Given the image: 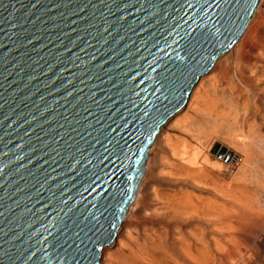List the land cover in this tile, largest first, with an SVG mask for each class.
<instances>
[{"label":"water","instance_id":"1","mask_svg":"<svg viewBox=\"0 0 264 264\" xmlns=\"http://www.w3.org/2000/svg\"><path fill=\"white\" fill-rule=\"evenodd\" d=\"M257 2L0 0V264H97L158 129Z\"/></svg>","mask_w":264,"mask_h":264},{"label":"rangeland","instance_id":"2","mask_svg":"<svg viewBox=\"0 0 264 264\" xmlns=\"http://www.w3.org/2000/svg\"><path fill=\"white\" fill-rule=\"evenodd\" d=\"M258 11L259 13L261 12L258 19H256L255 22L252 20L250 23L251 28H247V30L250 29L247 40L252 41L254 35L257 34L255 32H259V34L264 36V0L259 3ZM247 30L245 31L244 28L242 33L244 31L247 32ZM242 33L228 49L216 58L214 63L217 62L218 64V62H221L225 67L230 68L231 70L233 69L235 73V67L237 65L234 63L236 60V62L239 61L240 63H252L253 66L264 64V44L258 42L254 47V43H249L248 41L247 46L240 49V37L241 35H244V33ZM253 66L241 68L245 73V76H250L248 85L239 82L238 78L235 77L239 87V90L236 92L241 93L239 109V121L241 122V127L236 130H240L241 132L239 131L235 134V139L238 137L239 140H237L241 142L244 141L243 138L246 136L244 143L241 142L235 145V142L232 143L228 138L222 139L220 136H215L216 138L205 142L206 144L203 143L205 144V146L202 145L203 147H201L203 154L201 153V156L199 155L201 157L200 161H204L203 158L208 157V159L210 158L209 160L211 164H213L212 162H217L225 167V172L222 174V178L225 181L224 189H235V192L233 193L234 198L238 197V199L236 198L237 200L232 203L222 199L221 203L223 204L222 207H224H221V216L223 219L221 221L216 220L214 217L215 207H209L210 210H206L208 219L202 220V222H197V219L186 217V220L188 218L190 222H188L189 224L187 225L183 224L184 221L178 216V213L182 215L181 210H183V208H180L179 205H177V207L173 206L172 203L168 204L166 201H172L173 199L177 200L185 196H189L194 201H197L195 198L196 196H202V198L211 201L213 198L209 193L197 191L189 182L179 181L177 177H174L171 169L169 171L166 168H163L165 166L164 161L165 163H171V165L174 163L173 166L175 168L179 166V163L167 157L166 152H163L158 148L155 159L156 161L151 165V180H146V188L142 203L136 211L134 218L129 220L130 226L126 230L128 233H126L128 242L132 241L131 243H134L132 248V250L135 251V256H133L132 259L133 264H175V260L178 261L185 257V254L188 252L192 253L195 257L204 256V262H206L204 264H264V157L262 158V156L259 155L258 144H255L257 142L256 140H258L257 135H262V138H264V76L256 74L252 78V70H254ZM206 73L200 77L201 82L199 81L196 83L192 93H197L198 88L200 89V92L211 89L212 85L211 83L209 84V82L212 81L210 76L205 75ZM201 83H203V86H198ZM225 95L228 96L231 94L227 92ZM247 99L249 100V105H246L248 101ZM187 110V107H185L179 113L177 112L174 118L171 117L172 119H168L161 126L163 128L161 131V127L158 129L155 137L159 135V139L155 144L164 141V136L165 138L169 137L172 139L183 138V135L178 131V127L182 126L181 124H183L182 121L186 118ZM252 126H254L257 131L252 133L254 135L250 134L248 138V135L251 132L249 129ZM251 137H254L256 142ZM154 139L148 150L143 173L134 191L133 200L129 203L116 232L119 230L122 223H127L125 221V216L128 210L133 208V203L137 197V192L143 179L144 171L148 166L149 152L154 146ZM242 143L243 148L240 145ZM196 144L197 142H190L191 146H195ZM215 144H218L219 148H217L216 151H212ZM222 147L228 150V152L231 151L233 155L226 159L229 153L226 156H222V152L218 153V150L222 149ZM251 147L253 150H251ZM239 148L243 149L246 154H244ZM247 155H251V157H249L251 158L252 166L243 167V162ZM243 174L251 182L244 181L243 178H245V176ZM249 175L251 177H249ZM237 187L239 188L238 190ZM216 202L217 201L214 203ZM132 210H134V208ZM226 224L228 226H226ZM130 236H132L133 239ZM125 243H127V241ZM128 246L129 244L127 245V248L123 250L125 255H128L129 248L131 249V246ZM184 247L186 250H184ZM117 248L118 246L113 244L110 247V251L115 253L116 250H118ZM139 249L141 254L136 253ZM199 249H201V251L204 250L205 253L204 251L201 252ZM204 254H206V256ZM104 259L105 256L101 255L97 264H115V260L108 263L106 260L104 261Z\"/></svg>","mask_w":264,"mask_h":264},{"label":"bare ground","instance_id":"3","mask_svg":"<svg viewBox=\"0 0 264 264\" xmlns=\"http://www.w3.org/2000/svg\"><path fill=\"white\" fill-rule=\"evenodd\" d=\"M261 1L262 0H258L257 4L255 6V9L253 10L252 15L250 16L248 22L245 25L246 27H244L245 31L247 30L248 27L251 28L250 23L252 22V20L255 22L256 19H258L259 15L261 13V12L259 13V11H258V5ZM244 28H243V30H244ZM245 31L243 32L244 35H241V37H240V41H241V42H239L240 49L241 48L243 49L244 47H246L248 44V41H249V43H254L253 46L256 45L258 42H261V44H264V38H263L264 36L262 34H259V32H255L257 34L254 35V38L251 41V40H247L248 39L247 36L249 35L250 29H248L247 32H245ZM236 61L234 63L237 65L235 67L236 73L233 71V69L231 70L230 68H227L224 65H222L221 62H218V64H217V62H215L213 64V66L211 68H209V71L205 74L206 76L208 75L211 78L212 82H209V84L211 83V85H212L211 89L200 92L199 91L200 89L198 88L197 93L196 92L192 93V91L190 92L186 102L177 111L179 113L185 107H187V109H188L187 110L188 112L185 116L186 118L184 117L185 119L182 121V123H183V124H181L182 126H180V127L177 126L178 131L180 134L183 135V138L181 137V138H175V139L173 138L172 139L169 137L165 138V136H164V141L159 142L158 144H155L156 141H158V139H159V135H157L155 137V139H154L155 141L153 143L154 146H153V148H151V150L149 152L150 155L148 157L149 158L148 166L145 169L146 172L144 171L143 179L141 181L140 187H139L138 192H137V197L135 199V202L133 203L134 210H132L133 208L128 210V212L125 216V221L127 223H122L119 230L111 238V240L109 242L110 244L109 243L107 244L105 250L102 253V255L105 256L104 261L106 260L109 263L110 261L115 260V264H133L132 259H133V256H135L134 255L135 251H133L132 248H133L134 243L132 244L131 243L132 241L128 242V238H127L128 233L126 232V230L130 226L129 220L134 218V216L136 215V211L138 210V208L140 207V205L142 203V199L144 197V192H145V188H146V184H145L146 180L147 181L151 180V172H150L151 171V165H152V163H154V161H156L155 159H156L158 148L160 150H162L163 152H166L167 157H169V158H171L174 161H177L179 163V166L175 168L173 166L174 163L171 165V163H169V162L165 163V161H164L165 166L163 168H166L169 171L171 169L173 171V172L171 171L172 174H174V177H177L179 179V181L189 182L194 189H196L197 191H200L202 193H209L212 195V198H213V200L211 201V200H207V199L202 198V196H199V197L196 196L195 198L197 201H194L189 196H185L186 198L181 197L180 199H177V200L172 198L173 199L172 201L171 200H169L168 202L166 201V203H168V204L172 203L173 206L177 207V205H179L180 208H183V210H181L182 215L178 213V216L180 217V219L184 221L183 224H186V225L189 224L188 222H190V221L188 218L197 219L196 220L197 222H202V220L208 219V215L206 214V210L209 209V207H215L214 217L216 220L221 221V220H223L222 216H221L222 215L221 211H222V208L224 207V206L222 207V205H223L221 203L222 199L225 201L231 202V203L235 202L238 199V197H236L237 199L234 198L233 193L235 192L234 191L235 189L229 190L228 187H227L228 190L224 189L225 181L222 178V174L225 172V167L223 165L217 163V162L214 163L211 161L213 163V164H211L210 160H209L210 158L208 159V157H204L203 158L204 161H202V160H201L202 162L200 161V158H201L200 154L202 153L201 147H203L202 145L205 146V144H206L205 142L212 140L213 138H216L215 136H220L222 139L228 138V140L231 141L232 143L235 142V145H237L238 143H241V142L244 143V141L246 139L245 138L246 136H244V138H243L244 141H241V142L238 141L239 140L238 137H236V139H235V134L240 131V130L239 131H236V130H238L241 127V122L239 121L240 120L239 119V117H240L239 116V109H240V99H241L240 94L241 93L236 92L239 90V87H238V84H237L235 77L238 78L239 82H241L245 85H248L249 80H250L249 79L250 76H245V73L242 71L241 68H244V67L248 68V67H251L253 65H252V63L251 64L250 63H240L239 61L238 62H236ZM253 68H254V70H252L253 71L252 78L256 74L264 76V64L254 65ZM200 77L196 81V83H198L199 81L201 82ZM196 83H195V85H196ZM195 85H194V87H195ZM198 86L202 87L203 83L199 84ZM194 87H193V89H194ZM227 92L231 95H228V96L225 95V93H227ZM245 100H246V98H245ZM248 103H249V100L247 101L246 105H249ZM243 106H245V105H243ZM249 108H251V107H249ZM177 112L172 116V118H174L176 116ZM248 125H250V124H248ZM162 129L163 128L161 127L160 131ZM249 130L251 132L249 133L248 138H249L250 134L254 135L252 133H255V131H257V129L254 126H252ZM257 136H258V140L255 139L257 142L254 140V137H251L256 142V143L255 142H251V143H255L256 145L258 144L257 146L259 148V155L262 156V158H263L264 157L263 156L264 155V140H262V139H264V138H262V135H257ZM191 141L197 142V144L195 146H193L195 144L194 143L191 146L190 145ZM250 141H252V140H250ZM203 143H205V144H203ZM243 143L240 145L242 146ZM242 148H243V146H242ZM239 149L241 151H243V153L245 152L243 149H241V148H239ZM251 150H253L252 147H251ZM221 152H222V156H226L229 153L228 150L223 151L222 149H219L218 153H221ZM248 152H251V151H248ZM244 154H246V153H244ZM249 154H251V153H249ZM249 156L251 157V155H249ZM249 156L247 155L246 158L244 159L243 167H248L251 165V158ZM183 175H184V177H183ZM244 176H242V177H244ZM249 177H251V176L249 175ZM243 179L246 182H251L246 176ZM242 182H243V180H242ZM248 184H250V183H248ZM238 189L239 188L237 187V190ZM237 190H236V192H237ZM193 195H195V194H193ZM215 201H217V202L214 203ZM164 205H165V203H164ZM216 210H217V212H216ZM229 213H230V211H229ZM232 213H233V211H232ZM186 217H188L187 220H186ZM206 223H208V222H206ZM221 223H223V222H221ZM226 226H228V225L226 224ZM130 237L132 238V236H130ZM126 241H127V243H125ZM130 243H131V245H130ZM201 243H199V244H201ZM113 244H116L118 246V248H117L118 250H116L115 253H112L110 251L111 250L110 247ZM128 244H129V246H131V249L129 248L128 255H125L123 253V250L127 248ZM137 244H139V243H137ZM182 244H183V242H182ZM185 247H184V250H186ZM193 248H195V247H193ZM140 249H139V251L136 252L137 254H141ZM199 250L201 251V249H199ZM202 251H204V250H202ZM204 253H205V251H204ZM204 255L206 256V254H204ZM203 257H195L194 255H192V253L188 252L185 254V257L179 259L178 261L175 260V264H204L206 262H204ZM207 264H209V263H207Z\"/></svg>","mask_w":264,"mask_h":264}]
</instances>
